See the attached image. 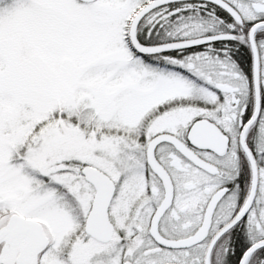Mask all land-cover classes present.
<instances>
[{
  "label": "snow or ice",
  "instance_id": "snow-or-ice-1",
  "mask_svg": "<svg viewBox=\"0 0 264 264\" xmlns=\"http://www.w3.org/2000/svg\"><path fill=\"white\" fill-rule=\"evenodd\" d=\"M0 264H264V0H0Z\"/></svg>",
  "mask_w": 264,
  "mask_h": 264
}]
</instances>
